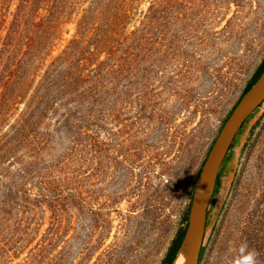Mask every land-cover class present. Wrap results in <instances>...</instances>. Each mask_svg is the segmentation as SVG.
Instances as JSON below:
<instances>
[{"label":"rangeland","instance_id":"374dc122","mask_svg":"<svg viewBox=\"0 0 264 264\" xmlns=\"http://www.w3.org/2000/svg\"><path fill=\"white\" fill-rule=\"evenodd\" d=\"M73 1L50 59L80 39L93 52L83 64L105 62L94 122L61 123L76 113L69 101L47 112L39 150L0 157V264H163L264 63V0ZM227 154L200 264H233L242 242L264 264V102Z\"/></svg>","mask_w":264,"mask_h":264},{"label":"trees","instance_id":"16d2710c","mask_svg":"<svg viewBox=\"0 0 264 264\" xmlns=\"http://www.w3.org/2000/svg\"><path fill=\"white\" fill-rule=\"evenodd\" d=\"M13 2L0 0V128H4L11 117L18 114L22 104L24 108L8 127L12 135L8 139L6 134L0 135V157L20 148L28 153L39 150L46 140L47 112L59 114L58 106L65 107L69 101L77 105L76 113L72 118L69 114H61V123L75 121L74 125L80 129L86 122H94L92 109L97 93V77L105 65L103 62L92 68V64L90 67L83 64L88 59L84 54L91 55L93 52L86 51L80 39L73 40L61 55L50 59L62 37L61 26L74 6L73 0H19L12 11ZM83 26L85 22L80 28ZM79 33L82 34V30ZM102 36L105 37V33ZM48 61L51 62L48 64ZM59 64L65 67L58 68ZM263 72L264 63L246 85L243 96ZM231 148L232 145L228 153ZM222 169L223 166L218 179ZM184 220L187 224L180 230L163 264H174L189 217ZM204 254L205 246L202 247L200 262Z\"/></svg>","mask_w":264,"mask_h":264},{"label":"water","instance_id":"95a60500","mask_svg":"<svg viewBox=\"0 0 264 264\" xmlns=\"http://www.w3.org/2000/svg\"><path fill=\"white\" fill-rule=\"evenodd\" d=\"M263 102L264 72L231 111L203 163L193 193L188 226L179 250L180 252L183 247H186V264H200L208 208L215 191L220 169L230 146L242 129V126Z\"/></svg>","mask_w":264,"mask_h":264},{"label":"clouds","instance_id":"9594fccd","mask_svg":"<svg viewBox=\"0 0 264 264\" xmlns=\"http://www.w3.org/2000/svg\"><path fill=\"white\" fill-rule=\"evenodd\" d=\"M233 264H257L256 251L249 249L246 242H242L237 249Z\"/></svg>","mask_w":264,"mask_h":264},{"label":"bare ground","instance_id":"6f19581e","mask_svg":"<svg viewBox=\"0 0 264 264\" xmlns=\"http://www.w3.org/2000/svg\"><path fill=\"white\" fill-rule=\"evenodd\" d=\"M241 205V204H240ZM221 249L224 248V246L222 245V247H220ZM224 250V249H223ZM220 251V250H219ZM222 252V251H221ZM225 252V251H223ZM222 254V253H221ZM224 254H222L221 258L224 259L227 257V255L225 257H223ZM186 261H187V249L186 247H183L181 249V251L179 252V254L177 255L175 261H174V264H186Z\"/></svg>","mask_w":264,"mask_h":264}]
</instances>
